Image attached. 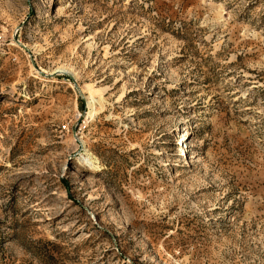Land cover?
<instances>
[{
	"label": "rangeland",
	"instance_id": "rangeland-1",
	"mask_svg": "<svg viewBox=\"0 0 264 264\" xmlns=\"http://www.w3.org/2000/svg\"><path fill=\"white\" fill-rule=\"evenodd\" d=\"M0 264H264V0H0Z\"/></svg>",
	"mask_w": 264,
	"mask_h": 264
},
{
	"label": "bare ground",
	"instance_id": "bare-ground-1",
	"mask_svg": "<svg viewBox=\"0 0 264 264\" xmlns=\"http://www.w3.org/2000/svg\"><path fill=\"white\" fill-rule=\"evenodd\" d=\"M187 133H188V132H187ZM84 150L87 152L86 147H84ZM183 153H184V151L182 150L179 154H183ZM77 158L80 159L79 156H77ZM87 159H88V161H89V160H92V156H91V154L88 153V152H87L86 157L83 158L82 161L84 162V161H86ZM98 169H100V168H99V165H98V167H97V170H98Z\"/></svg>",
	"mask_w": 264,
	"mask_h": 264
}]
</instances>
